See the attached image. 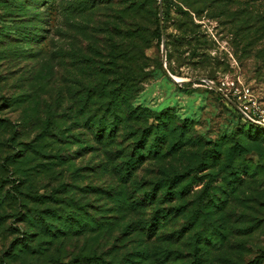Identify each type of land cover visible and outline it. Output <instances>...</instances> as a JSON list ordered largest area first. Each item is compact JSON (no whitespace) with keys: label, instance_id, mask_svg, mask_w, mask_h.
Listing matches in <instances>:
<instances>
[{"label":"rangeland","instance_id":"374dc122","mask_svg":"<svg viewBox=\"0 0 264 264\" xmlns=\"http://www.w3.org/2000/svg\"><path fill=\"white\" fill-rule=\"evenodd\" d=\"M173 1L189 15L172 7L159 41L153 0H0V264H264V130L230 103L246 87L264 108V0ZM112 103L137 112L108 140ZM156 210L159 239L122 234ZM65 214L105 228L73 234Z\"/></svg>","mask_w":264,"mask_h":264},{"label":"trees","instance_id":"16d2710c","mask_svg":"<svg viewBox=\"0 0 264 264\" xmlns=\"http://www.w3.org/2000/svg\"><path fill=\"white\" fill-rule=\"evenodd\" d=\"M39 2L37 3H47V4H51V2L53 0H38ZM155 7L153 8V10L155 11V17H156V23H157V30L155 32L156 37L159 39V41L162 40V27L163 29H166V26H161L160 22H159V14H160V9L162 6V10H163V22L166 24V22L168 21L170 12H171V8L172 7H178L180 10L179 12L181 14H185V15H189L188 11H185L181 6L177 5L176 2H174L173 0H153ZM129 6L131 8H136V10L140 11L143 7V4L141 2V0H129ZM116 103V102H115ZM126 111V113L128 115H133L135 114L137 111L136 109L132 108L131 106L126 107H122L121 105L117 104H110L109 108L107 109V113L109 114H113L114 117V122L110 123V127H109V136H108V140H110L111 138L114 137V131H117V129L119 128V125L122 123L119 122V112ZM119 111V112H118ZM237 114L239 115V117L241 118V120L244 121L242 115L236 111ZM107 120V119H106ZM105 119H103V124H99L98 122H96L95 124H93V126H97L98 130H97V137L100 138L104 135V132L102 133V129L105 126ZM244 123L250 128V129H259V130H264V127L250 123V122H246L244 121ZM146 131V130H145ZM147 132H150L147 131ZM102 134V135H101ZM140 135V132H137L135 134ZM144 137L145 134L143 135L142 139L139 141L138 138H135L131 145L133 147V156L129 157V154H126L124 157L126 158V160L122 163V168L121 171L119 172V175L121 176V178L124 179V181H129L130 178L132 177L134 171L138 168L137 164L140 162L139 160H137V156L138 159H141L143 156V141H144ZM104 138V136H103ZM132 139V138H131ZM146 146V144H145ZM155 146V145H154ZM153 144L150 146L149 150L147 151L148 153H152V150L154 148ZM176 178L173 179V181ZM172 181L171 182H167L165 185V192L162 193L163 196L168 197L171 195H174L175 192H173L174 188H170V186L172 185ZM13 185V190L16 193H20V188L19 185L17 183H12ZM158 187H151L149 190L144 191L142 193V199L138 200L136 203H138L139 205L145 206L147 205L149 202H151V204H153V201L155 200L156 196H158L159 191H157ZM174 193V194H173ZM179 194H183V190L177 192ZM122 202V201H121ZM123 203H125V201H123ZM135 203V202H133ZM171 215L170 212H165V210H156L155 215H153V217L149 220V221H144V220H140V221H131L128 222L124 227H123V232L122 234H126L129 231H133V233H136L139 230L144 231L145 236L147 239H153V238H158L159 239V231L161 230V223H165L164 221L167 220V218H169ZM58 217L60 218L61 216L56 215V218L58 220ZM64 218V222L67 224V228L69 229V231L73 234H77V233H81L84 230V227H86L85 231H92V232H99L102 231L105 226L104 224H102L101 222H95V223H89V222H84L83 219L81 218H74L72 217L70 214H65L63 216ZM165 219V220H162ZM38 220L40 223V229H44L45 232L48 233H57L58 228L56 230H53L52 228L54 227V225L52 223H50L46 217H44L42 215V213L38 212ZM162 221V222H161ZM32 222V221H30ZM101 223V224H100ZM22 245H26V243H24V240L21 241V244H19L18 246H22ZM17 246V249H19ZM148 248V247H147ZM79 262L81 261H89V264H143L144 262H146L149 259L148 253L145 251H139V252H134L133 251H129V252H125L122 255V258L120 260L113 258L111 260H107L104 257L101 256H97V255H93L91 254L90 257L89 256H85V255H80L79 256ZM78 260V259H77ZM61 261L59 260V262L57 261L56 264H61ZM72 264V263H70Z\"/></svg>","mask_w":264,"mask_h":264},{"label":"built area","instance_id":"2783aa9c","mask_svg":"<svg viewBox=\"0 0 264 264\" xmlns=\"http://www.w3.org/2000/svg\"><path fill=\"white\" fill-rule=\"evenodd\" d=\"M237 111L242 115L244 121L264 127V108L254 98L249 88L243 87L236 94Z\"/></svg>","mask_w":264,"mask_h":264},{"label":"water","instance_id":"95a60500","mask_svg":"<svg viewBox=\"0 0 264 264\" xmlns=\"http://www.w3.org/2000/svg\"><path fill=\"white\" fill-rule=\"evenodd\" d=\"M160 15H161V26H162V24H163V10H162V6H161V9H160ZM162 32H163V35H164V29H163V27H162ZM166 60V58H164V61ZM169 76L173 79V80H175L176 82H179L174 76H172L171 74H169ZM213 86H214V84H212ZM217 90H219L220 91V89H218L217 88ZM230 103L237 109V106L230 100ZM238 110V109H237Z\"/></svg>","mask_w":264,"mask_h":264},{"label":"bare ground","instance_id":"6f19581e","mask_svg":"<svg viewBox=\"0 0 264 264\" xmlns=\"http://www.w3.org/2000/svg\"><path fill=\"white\" fill-rule=\"evenodd\" d=\"M179 80V79H178Z\"/></svg>","mask_w":264,"mask_h":264}]
</instances>
